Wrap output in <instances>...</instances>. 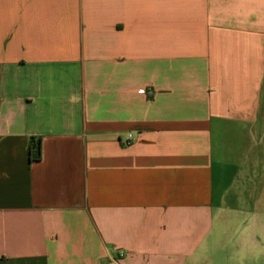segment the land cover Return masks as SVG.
Returning <instances> with one entry per match:
<instances>
[{"label":"crops","instance_id":"crops-1","mask_svg":"<svg viewBox=\"0 0 264 264\" xmlns=\"http://www.w3.org/2000/svg\"><path fill=\"white\" fill-rule=\"evenodd\" d=\"M0 264H264V0H0Z\"/></svg>","mask_w":264,"mask_h":264},{"label":"trees","instance_id":"trees-1","mask_svg":"<svg viewBox=\"0 0 264 264\" xmlns=\"http://www.w3.org/2000/svg\"><path fill=\"white\" fill-rule=\"evenodd\" d=\"M28 154L30 163L33 161H38L42 158V147L40 140L35 141L34 138L31 139L28 147Z\"/></svg>","mask_w":264,"mask_h":264},{"label":"built area","instance_id":"built-area-1","mask_svg":"<svg viewBox=\"0 0 264 264\" xmlns=\"http://www.w3.org/2000/svg\"><path fill=\"white\" fill-rule=\"evenodd\" d=\"M130 137H131V136H130ZM127 142H130V138H129V140H128Z\"/></svg>","mask_w":264,"mask_h":264}]
</instances>
